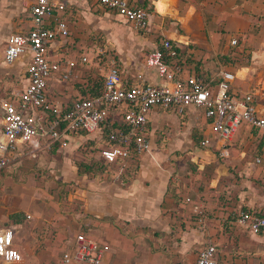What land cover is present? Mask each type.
I'll return each instance as SVG.
<instances>
[{"label": "rangeland", "instance_id": "obj_1", "mask_svg": "<svg viewBox=\"0 0 264 264\" xmlns=\"http://www.w3.org/2000/svg\"><path fill=\"white\" fill-rule=\"evenodd\" d=\"M22 7L23 0H5L0 7V34L27 30L29 24ZM105 14L99 7L86 10L77 6L67 17L70 29L67 42L71 43L67 46L68 56L78 62L81 56L87 58V63L77 66L72 73V81L68 80L74 90L90 82L92 76L100 78L112 66L119 68V53L128 55L135 45L124 31L133 33L136 28ZM259 25L254 24L242 33L220 61L225 70L234 73V89L252 95L261 109L264 108V28ZM156 39L157 45L162 37ZM225 42L221 39V43ZM4 47L1 42V68ZM20 76L0 69V100L22 88ZM178 125L174 127L170 120L161 121L155 133L161 157L151 149L153 157H146L144 163L137 155L125 165H100L95 161L102 152L101 143L81 139L74 149L57 152L53 147L23 156L21 164L14 162L0 172V225L18 223L16 240L21 243L35 238L31 252L48 258L54 254L60 256L69 239L82 234L94 240L107 238L111 246L114 241L115 257L109 264H196L198 251L212 238L220 244L221 254L231 255L228 264H264V244L253 242L247 233H243L245 240L241 241L236 235L241 228L233 225V217L247 207L245 202L264 198V130L243 129L231 141H216L210 147H203L199 143L200 135L209 136L205 125L191 121L188 116ZM176 143L178 147L172 148ZM134 179H141L147 190L165 193V198L175 206L169 219L163 218L168 214L163 212L157 227L152 229L150 223L155 219L148 218V228L139 229L130 220L119 221L117 212L115 217L110 216V221L103 219L109 218L107 215L88 213L87 209L94 205L107 209L114 189L124 190ZM158 182L166 185L158 188ZM27 214L33 218L29 220ZM76 214L83 215L82 222L74 217ZM60 216L68 218L64 229L57 228ZM167 219L169 224L164 222ZM166 224L168 227L163 230ZM195 230L204 234L206 242L189 247L185 244L194 241ZM184 232H189V236H184ZM15 247L13 241L5 250L14 251ZM5 259L2 257L4 262ZM15 264L26 263L21 260Z\"/></svg>", "mask_w": 264, "mask_h": 264}, {"label": "built area", "instance_id": "obj_2", "mask_svg": "<svg viewBox=\"0 0 264 264\" xmlns=\"http://www.w3.org/2000/svg\"><path fill=\"white\" fill-rule=\"evenodd\" d=\"M103 8L113 11L139 28H147L149 14L144 9L132 7L127 0H95ZM63 3L50 0H33L31 7L32 27L23 33L8 37L3 52V60L13 63L23 55L29 54L30 60L26 69L27 83L24 89L13 93L2 105L3 114L0 121V170L9 164L10 155L17 150L19 144L35 151H45L57 146H67L69 135L77 131L94 133L105 130L110 119L109 109L113 108L115 116L125 124L110 130L108 145H112L110 159L115 151L120 156L130 158L149 152L147 134V115L153 109H172L179 115L189 108L201 112L212 133L220 140L231 141L241 127L264 130V108H259L250 94H236L229 88L234 74L225 72L222 81L216 87H210L205 79L190 76L184 84L169 85H120L119 70L112 66L103 82L100 93L90 98L74 101L65 110V105L47 96L48 80L61 68L57 62L47 57L50 44L58 37L68 36V25L60 18L64 11ZM237 41H231L236 45ZM178 46L170 40H163L158 49L150 52L146 64L156 69L158 75L172 79L168 60L177 57ZM82 61H86L85 58ZM75 66L67 61V73ZM68 74H63L66 79ZM109 124L114 126V122ZM209 139L201 144L208 146ZM34 155V154H33ZM241 212L236 219L237 225L249 233L264 235V211ZM29 218V216H27ZM6 235L0 232V257L6 246ZM110 248L83 235L78 236L72 250L61 256V264H102ZM196 264H220L216 260L213 245L198 251Z\"/></svg>", "mask_w": 264, "mask_h": 264}, {"label": "crops", "instance_id": "obj_3", "mask_svg": "<svg viewBox=\"0 0 264 264\" xmlns=\"http://www.w3.org/2000/svg\"><path fill=\"white\" fill-rule=\"evenodd\" d=\"M50 1L53 3L60 2L65 5L64 11L58 14L60 18L67 22V25V17L72 15L73 9L75 7L80 6L88 10L91 7L95 6L103 9L107 17H113L119 22H122L124 24H131L136 28L133 33L124 31L127 37L135 42V45L131 47L128 55L119 53V60L121 62V65L119 67L120 69L118 67L116 68L119 70L120 85L123 87H131L134 85L144 84L156 86H173L176 83L184 84L186 82V79L193 75L205 79L206 83L210 87H216L222 81L221 77L223 73H232L229 70H225L222 66V62L220 61L221 56L227 55L230 47L233 48L235 46L231 44V41L234 39L237 41L239 36L242 33L248 31L254 24L260 23L261 25L259 26H261L262 29L264 28V0H127L128 3L134 8L150 11V21L147 28H139L134 23L128 22L115 12L103 8L95 0ZM4 4L5 0H0V7ZM32 4L33 0H23L22 10L26 14L27 23L29 24L27 30L24 32H27L32 27ZM68 32V36L64 38L58 37L57 39H55L50 44L47 52L48 59L52 62H57L61 67L59 71L48 80L47 96L50 99L58 100L65 106L73 103L76 100L82 98H90L98 95L102 90L104 79L110 69L109 68L105 73H101L100 78L92 76L90 82L88 81L86 83H82L81 88L74 90L73 85L71 86L70 84H68V80L72 81V73L77 69V66H83L84 64H86L87 58L81 56L79 58V62L73 61L71 58H69L70 54H68L67 48V46H71V43L67 42V39L70 36L69 25ZM10 35L12 34H0V43L3 42L6 46L8 37ZM159 37H162V39H160L156 45V38L159 39ZM221 39H225L227 40V42L221 43ZM163 40H170L174 45L178 46L177 57L172 60V64L171 66H169L170 72L173 74L172 79L160 77L156 69L150 68L146 64V58L148 54L158 49ZM145 51H147V54L144 53ZM83 58H85L86 61H82ZM29 60L30 55L26 54L16 59L11 64H7L3 60L4 66L2 68L0 67V69H6L7 72L11 74H21L20 77L23 85L20 90L24 89L27 83L26 69ZM67 61H73L75 63V66L69 73H67L65 68ZM64 73L68 74V77L66 79H63ZM234 81L235 75L234 80L228 83L229 88L233 93L239 94V92L234 89ZM65 90H67L68 93H65ZM96 91L97 94H94ZM8 98L0 100V121L3 114L2 105ZM185 116L190 117L191 121L201 122L209 131L210 137L208 135H200L199 143L201 146H203L201 144V141L203 139L210 140L209 145L203 147H210L214 143L222 141L212 133L209 124L206 122L201 112L197 111L194 108L187 109L182 115H179L172 109L161 110L153 108L148 112L147 115V134L150 143L149 152L141 154L139 156V158L141 159L140 161L144 163L146 161V157H153L151 149L155 151L157 157H161V154H159V150L155 143V133L158 132V129H160L161 121L170 120L172 123H174L175 127L179 126L178 123H180ZM243 129H247L248 131L252 130L245 126L241 127L236 134H238ZM102 132L103 129L97 130L94 133H85V135L83 136L78 135V133L73 134L68 138L67 146L64 148L66 150L74 149L75 146H78V139L87 141L89 140L90 142H93L95 144L101 143L99 147L101 146L100 148L102 152H99V154H97V159L103 160L105 164L125 165L128 161L134 160L130 158L126 159L125 157L120 156L122 152L116 151L111 155L113 159H110L109 153L113 148L111 147L112 145H108L106 140L103 138ZM176 133H179V131ZM173 147H178V144L176 143L172 145V148ZM64 148H59L57 146L54 147L57 152ZM32 151V148L27 147L26 145L19 144L17 150L10 155L8 166L3 170L9 168V166L14 162H16V164L18 165L21 164V159L25 155H32L34 153L36 155L37 152H41L35 151L34 153H32ZM85 170L88 171L89 168L85 167ZM1 171L2 170H0V172ZM51 173L53 172L51 171ZM165 185L166 182H158L156 187H164ZM164 194L165 193L163 191L159 192L147 190L145 189L144 183L141 181V179H134L126 189H114L113 194L110 195V197L112 198L111 205L107 207V209H99L98 205H94L92 206V208L87 210L88 213L94 214L99 217L101 215L109 216V218L102 217L103 219H106V221H110V216L115 217V212H117L118 217L120 218L119 221L130 220L131 224H136V227L139 226L137 227L139 229L148 228V225L146 223L148 222V218H152L155 219V221H152L150 223L153 229L154 226L157 227L158 223L161 221L162 213L167 212L168 214L163 218L169 219V214L175 207H173V205L171 204V200L165 198ZM98 199L101 200L100 198ZM105 202H107V200ZM245 205L247 206L245 207L247 210L263 212L264 198H262L261 201L250 199V201L245 202ZM102 207H105V205H102ZM116 207L118 208V210L115 211ZM241 211L237 213V215H235L236 217H234L233 221L234 226L241 228V231L236 232V235L239 236L242 241L245 240V235H243V233H247L251 238L250 240H252L253 242L259 241L264 244V235H253L249 233L245 228L237 225L236 219ZM32 212L35 215L37 214V211L35 210H32ZM27 216H29V220L33 218L31 214H27L26 217ZM65 217L60 216L59 224H57L58 229H64V221L68 222V218ZM74 217H78L80 219L81 217H83V215L76 214ZM168 219L164 222L168 223ZM7 220L9 221V215L7 217ZM1 223L3 224V222ZM160 224L163 225L162 222ZM168 224H166V226H164L162 229L165 230L168 227ZM17 226H19L18 223H16V225H11L8 227L0 225V232L3 235H6V246L3 250L2 256L0 257V264H15L17 262H20L21 260L26 264H42L43 262L47 261H52L54 262L53 264H61L62 254L66 251L72 250L77 237L82 235L78 234L74 237V239L70 238L67 242V245H64L60 250V256H56L54 254L52 255V258H48V256L44 254L42 255L40 253L31 252L30 245L32 241H36L35 238L32 237V240L24 241L21 243L16 240L18 239V236L15 232ZM198 228L200 227L198 226ZM83 236L90 238V236ZM184 236H189V232H184ZM228 236H231V234H229ZM233 236H235V234ZM103 240L104 241L97 239L96 241L106 245H110V242L107 238H104ZM13 241L14 245L16 246L15 250H5L9 244L11 245V243H13ZM203 242H206L204 234L201 232H196L195 230L194 241H191V244L187 242V244L185 245L190 247L192 245L201 244ZM52 245L55 247L57 246V243H52ZM208 245H213L215 247L216 260L220 264H228V261L230 260L229 257H231V255L227 252L221 254L219 251L220 244L215 243L212 238L211 242ZM208 245L201 247V249ZM112 246H109L111 247L110 252L106 256L102 264H109L110 262H113V258L115 257L113 255V252H116L114 241L112 243ZM4 256L6 257L5 262L4 260H2V257Z\"/></svg>", "mask_w": 264, "mask_h": 264}, {"label": "trees", "instance_id": "obj_4", "mask_svg": "<svg viewBox=\"0 0 264 264\" xmlns=\"http://www.w3.org/2000/svg\"><path fill=\"white\" fill-rule=\"evenodd\" d=\"M177 54H178V52H177ZM172 60L173 59H169L168 60V64L171 66V64H172ZM94 94H97V91L94 93ZM71 104L72 103H70L69 105H66L65 106V110H67L70 106H71ZM109 112H110V119L105 123L106 124V126L107 127H105V130H104V133H103V138L105 139V140H108V135H109V132H110V130L111 129H113L115 126H124L123 128H125V124H123V122L122 121H120L119 119H118V117L117 116H115V111H113V108H110L109 109ZM110 121H113L114 122V126H111L110 124H109V122ZM77 133H78V135H80V136H83V135H85V133L83 132V131H77ZM70 136H72V135H69V137ZM112 145H116V143H112ZM137 157V155L135 154V155H132L131 157H130V159H135ZM98 162V164H103L104 162H103V160H98V161H95V163H97ZM88 168V167H87ZM245 211H249V212H255V211H252V210H247L245 207L242 209V211L241 212H245ZM260 214H263V212H261ZM236 217V216H235ZM11 218V217H10ZM234 218V217H233ZM155 235L156 236H159L158 234H156L155 233Z\"/></svg>", "mask_w": 264, "mask_h": 264}]
</instances>
